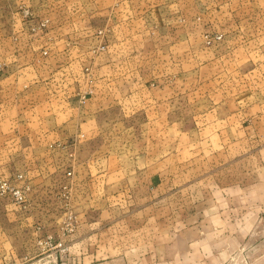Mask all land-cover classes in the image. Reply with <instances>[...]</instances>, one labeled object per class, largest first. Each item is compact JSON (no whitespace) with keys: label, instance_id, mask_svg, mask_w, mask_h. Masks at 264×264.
<instances>
[{"label":"crops","instance_id":"obj_1","mask_svg":"<svg viewBox=\"0 0 264 264\" xmlns=\"http://www.w3.org/2000/svg\"><path fill=\"white\" fill-rule=\"evenodd\" d=\"M156 2L134 16L122 0H8L51 29L21 31L11 51L12 73L0 86V171H24L35 199L51 185L49 171L78 160L76 204L115 193L136 213L140 203L163 202L166 216L180 217L179 254L164 264H264V0H198L225 40L193 52L189 42H203L210 19L188 16L199 7L191 0ZM178 101L194 105L192 126L177 123ZM130 119L138 127L126 126ZM97 137L106 144L94 145ZM2 199L7 264L17 212ZM83 259L101 264L89 254L74 262Z\"/></svg>","mask_w":264,"mask_h":264},{"label":"rangeland","instance_id":"obj_2","mask_svg":"<svg viewBox=\"0 0 264 264\" xmlns=\"http://www.w3.org/2000/svg\"><path fill=\"white\" fill-rule=\"evenodd\" d=\"M122 1L130 8L131 14L134 16L141 14L152 3H157V0ZM191 1L199 7L198 9L189 8L188 16L195 17V21H200L202 15H205L210 19V22L205 25V30L202 31L203 42H197L195 38L189 42L190 51H196L202 46V43L206 48L218 47L225 40V33L213 28L211 21L213 10L202 8V4L200 5L198 0ZM18 4L8 3V0H0V86L1 82L12 73L11 51L19 47L21 31H27L30 34L39 31L44 33L51 29L49 26L46 30L49 22L48 19H45L46 17L39 15L37 11H35L36 15L34 16L30 6L19 9ZM101 5L105 6L106 3ZM237 11H240L242 15V10ZM227 12L228 9L224 14L225 16ZM39 16L44 19L39 18ZM36 17L39 20L32 22L34 25L24 22L34 20ZM95 18V21L103 22L106 13H99ZM198 25L200 24L198 23ZM192 27H194L191 29L195 31V34L199 32L197 26ZM220 28L227 30L228 27L222 26ZM37 29L39 31H36ZM99 34L104 35L102 32ZM11 35H13V39L9 38L7 41L6 37ZM103 45L105 46L102 43L99 48L97 47L98 50H102ZM210 75L206 73L207 77ZM88 89L92 90L90 86ZM192 96L194 95L192 94ZM193 106L190 103L185 107L178 101L171 107L174 117L178 118L177 123L193 125L191 115L192 111L195 110ZM183 114H188L185 121L180 119ZM137 121L141 123L142 119ZM107 123L112 122L107 121ZM125 123L126 126L130 124L129 127H138L135 125L136 120L130 119ZM117 125H115V129L118 128ZM141 126L143 128V125ZM109 127L112 128V124ZM109 127L107 128L110 130ZM112 137L110 141L116 142L118 138ZM104 138H95L93 144L98 146L106 144ZM122 138L132 139L128 136ZM101 159L98 157L94 160L97 163ZM72 161L60 170L48 172L52 178L51 185L44 186L42 195L35 199L34 196L32 197L34 187L24 171H16L17 173L15 172L12 176H7L4 170L0 171V186L7 181L27 190L26 199L18 201L10 192H3L0 188V198L6 199L17 212L16 217L12 218L11 221L7 219V222L10 221L12 224L10 226L12 231L8 232L7 235L13 245L10 250L11 260H8L7 264H85L84 259L75 263L74 258L75 256L84 258L88 254L96 260L98 259L97 261L101 264H164L165 261L171 262L176 258L177 251L174 244L177 233L175 228L180 227L179 216H166L167 212L162 209L163 202H158L157 205L152 204L151 207L148 204L140 203V212L136 213L134 211H137L139 207L134 201H129L128 198L122 197L123 195L115 193L112 194V199L110 198L103 203L95 199L90 203L92 206L76 204L75 189L79 161ZM154 206L157 208L156 213L151 210ZM2 208H4L3 205ZM0 211L2 212V210ZM4 223V216L0 215V224L3 225ZM88 224H93V229H89L91 232L86 229ZM2 238L3 236L0 234V239ZM74 240L80 245L71 249V241Z\"/></svg>","mask_w":264,"mask_h":264},{"label":"built area","instance_id":"obj_3","mask_svg":"<svg viewBox=\"0 0 264 264\" xmlns=\"http://www.w3.org/2000/svg\"><path fill=\"white\" fill-rule=\"evenodd\" d=\"M104 48L105 46L103 45L102 49ZM91 92H92L91 89L85 90L81 95V99L85 101L89 96V94H91ZM0 188L3 192H10L18 201H23L26 199L27 190L24 187L18 185H12L9 182L5 181L1 184Z\"/></svg>","mask_w":264,"mask_h":264}]
</instances>
